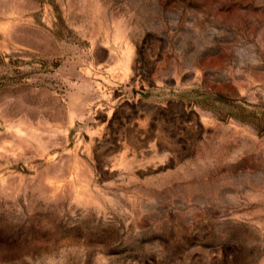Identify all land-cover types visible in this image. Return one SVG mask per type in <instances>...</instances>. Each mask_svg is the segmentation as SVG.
<instances>
[{
    "label": "rangeland",
    "instance_id": "1",
    "mask_svg": "<svg viewBox=\"0 0 264 264\" xmlns=\"http://www.w3.org/2000/svg\"><path fill=\"white\" fill-rule=\"evenodd\" d=\"M0 264H264V0H0Z\"/></svg>",
    "mask_w": 264,
    "mask_h": 264
}]
</instances>
